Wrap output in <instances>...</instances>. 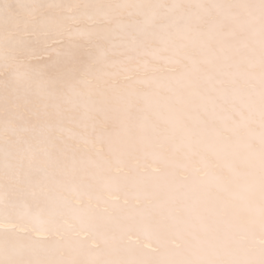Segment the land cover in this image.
Here are the masks:
<instances>
[{
  "label": "snow or ice",
  "instance_id": "1",
  "mask_svg": "<svg viewBox=\"0 0 264 264\" xmlns=\"http://www.w3.org/2000/svg\"><path fill=\"white\" fill-rule=\"evenodd\" d=\"M0 264H264V0H0Z\"/></svg>",
  "mask_w": 264,
  "mask_h": 264
}]
</instances>
